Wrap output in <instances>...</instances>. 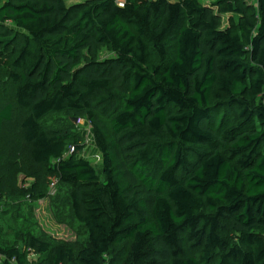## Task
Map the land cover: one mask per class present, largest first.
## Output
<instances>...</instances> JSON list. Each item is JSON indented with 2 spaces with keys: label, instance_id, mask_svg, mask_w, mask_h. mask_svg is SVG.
Returning a JSON list of instances; mask_svg holds the SVG:
<instances>
[{
  "label": "trees",
  "instance_id": "trees-1",
  "mask_svg": "<svg viewBox=\"0 0 264 264\" xmlns=\"http://www.w3.org/2000/svg\"><path fill=\"white\" fill-rule=\"evenodd\" d=\"M256 3V12L240 0L0 5V65L15 84L29 176L41 181L46 166L88 235L86 244L30 236L37 264H104L126 239L120 264H264V0ZM102 47L114 56L99 59ZM12 114L10 103L0 109V140ZM59 114L88 120L100 172L80 157L71 125H43ZM35 182L21 195L44 199ZM0 261L26 256L8 245Z\"/></svg>",
  "mask_w": 264,
  "mask_h": 264
},
{
  "label": "rangeland",
  "instance_id": "rangeland-1",
  "mask_svg": "<svg viewBox=\"0 0 264 264\" xmlns=\"http://www.w3.org/2000/svg\"><path fill=\"white\" fill-rule=\"evenodd\" d=\"M5 0H0V5ZM83 0H66L68 5ZM174 2L175 0H168ZM216 0H198L201 5H212ZM243 6L250 7L251 12L257 11V3L250 0H240ZM229 15L221 16V27L228 26ZM235 21L237 20L234 18ZM114 56V53L102 47L97 57L105 59ZM15 84L7 75V70L0 65V109L6 104L12 105V121L6 126L0 140V247L14 245L26 256L25 264H37L39 256L27 247L30 236L41 237L46 235L52 239L62 241L78 240L83 244L88 241L87 231L71 215L68 201V191L56 180L46 175V166L42 168V180L35 182L29 176L31 167L26 159L27 146L21 142L19 126V109L14 97ZM58 118L71 125L73 133L81 138L84 148L80 157L88 160L100 172L102 167L101 155L93 142L92 128L85 117L73 118L66 114L54 115L42 120L44 126L49 127ZM231 123V121H230ZM229 123V124H230ZM8 177L9 180H8ZM12 177V178H11ZM7 181V182H6ZM35 182L37 188L46 192L44 199L33 201L21 195L23 190ZM129 240H123L112 246L104 256V264H120L124 257ZM1 264V261H0ZM13 264V263H12ZM64 264H76L64 262Z\"/></svg>",
  "mask_w": 264,
  "mask_h": 264
},
{
  "label": "built area",
  "instance_id": "built-area-1",
  "mask_svg": "<svg viewBox=\"0 0 264 264\" xmlns=\"http://www.w3.org/2000/svg\"><path fill=\"white\" fill-rule=\"evenodd\" d=\"M250 1L256 3L258 0H250ZM73 150H74V146H71V145H70V146L68 147L67 151H66V154H70V153H72Z\"/></svg>",
  "mask_w": 264,
  "mask_h": 264
},
{
  "label": "water",
  "instance_id": "water-1",
  "mask_svg": "<svg viewBox=\"0 0 264 264\" xmlns=\"http://www.w3.org/2000/svg\"><path fill=\"white\" fill-rule=\"evenodd\" d=\"M72 120H73V122H74V123L77 121V119H76V118H73Z\"/></svg>",
  "mask_w": 264,
  "mask_h": 264
}]
</instances>
